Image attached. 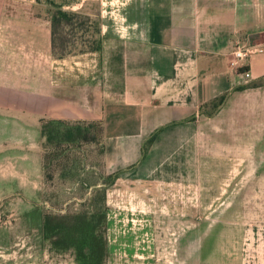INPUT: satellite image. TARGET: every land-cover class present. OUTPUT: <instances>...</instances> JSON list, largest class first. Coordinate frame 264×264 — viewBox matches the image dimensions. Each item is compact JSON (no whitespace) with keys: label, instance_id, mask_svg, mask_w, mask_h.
<instances>
[{"label":"crops","instance_id":"1","mask_svg":"<svg viewBox=\"0 0 264 264\" xmlns=\"http://www.w3.org/2000/svg\"><path fill=\"white\" fill-rule=\"evenodd\" d=\"M95 2L0 0V116L22 134L12 144L33 147L41 119L100 121L104 167L124 175L117 181L127 180L130 188L138 189L173 186L188 197L194 194V182L205 179L209 161L205 148L210 147L205 127L212 124L233 133L214 146L222 151L231 148L235 165L250 166L248 172L240 169L232 178L250 181L241 190L251 198L264 197V188L253 187V182L264 185V52L244 61L243 68L229 64L236 39L264 44V0H121L115 13L99 12L98 60L84 71L67 68L64 58L52 55L47 13L35 10L80 11ZM106 3L100 0L101 8ZM244 69L249 71L247 78ZM244 84L250 87L237 89ZM220 96L222 104L210 114L205 112V106ZM157 130L142 152L144 140ZM166 147L173 149L170 155L161 154ZM161 157L170 159L169 164L162 165ZM140 193L146 194L145 189ZM153 208L184 217L186 238L193 235L194 212L199 210L194 204L174 199ZM254 208L261 211L264 205L237 203L228 209L240 213L234 220L201 222V236L195 237L200 239L198 249L191 248L194 238L186 241L185 258L190 261L186 264H264V251L257 250L264 245V231L258 233L264 220L253 222L249 228L253 235H242V213ZM210 226L233 228V236H228L235 245L233 257L221 248L227 240L225 232L217 235L213 249ZM114 256L113 264L120 256L128 264H161L158 258L145 262L152 258L145 253L137 254L141 262H135L134 254ZM231 258L232 263L227 262Z\"/></svg>","mask_w":264,"mask_h":264},{"label":"rangeland","instance_id":"2","mask_svg":"<svg viewBox=\"0 0 264 264\" xmlns=\"http://www.w3.org/2000/svg\"><path fill=\"white\" fill-rule=\"evenodd\" d=\"M95 1L86 8L87 10H80L91 19L87 24L88 31L84 35L79 31L75 37H68L71 43L66 49H71L72 52L63 57L67 68L76 67L77 70L84 71L89 69L90 63L98 60L99 52H93L95 54L90 56L88 54L91 52L78 51L90 45V42L83 44V39H97L94 24L102 21L100 10L103 9V15L110 10L115 13L121 0H107L108 3L102 5V8L100 0ZM46 10L39 8L35 11L40 14ZM88 11L94 13L90 14ZM72 60H75L76 64L72 63ZM213 110V105L205 106V112H214ZM5 118L0 116V264H81V257L77 255L76 247L71 243L74 239L77 241L84 237L83 233L87 229L82 227V218L91 221V225L96 226L95 233L102 234L106 241L108 252L104 264H113L114 259L111 257H115L114 254L118 256L119 253L134 254L136 261H133H140L137 258L138 252L152 255V258L148 257L145 262H153L154 258H158L161 264H186L190 262L185 258L186 241L194 238L191 248L198 249L200 239L195 237L201 236V222L212 225L224 219L234 220V215L240 213L228 209H232V205L237 203L249 205L252 202L264 205V197L251 198L247 192L241 190L248 186L249 180L232 178L240 169H243V173L248 172L250 166H245L243 162L241 165H235L231 148L222 151L215 147L219 146L216 144L219 139L228 138L233 133H225L212 124L205 127L206 139L210 143V147L205 148V153L209 155V161L205 165V179L195 181L194 194L186 197L185 192L180 189L175 191L173 186H168V190L156 188L155 185L153 190L139 187L146 191V194H141L138 186H128L129 181H117L119 176L124 175L120 171L109 173L104 167L103 128L100 121L79 120L94 123V127L90 128V135H95L94 141L54 148L45 144V137L41 134L42 119L39 120V131L35 129L34 132L33 147L19 142L13 145L14 137L22 136L21 129H15L14 123L6 122ZM64 121L77 122L65 119ZM97 125L101 127L100 132ZM154 133L156 136L158 130L144 140L142 152L143 149L144 153L148 150L153 142L148 139ZM2 134L6 136L4 146ZM250 149L252 152H258L256 148ZM171 151L172 148L166 147L162 149L161 154L170 155ZM158 154L160 149L157 156ZM23 156H27V161ZM160 159L162 165L169 164L170 159ZM124 183L127 186L123 185ZM253 187H259L260 190L264 185L256 186L253 182ZM240 194H243L241 198ZM174 199L181 204L191 203L199 208L194 212L195 224L190 238H186L187 227L185 223H181V218L184 217H174L175 213L160 212L158 208H153L156 204L173 203ZM260 210L254 208L242 213L243 236L253 235L249 230L253 222L264 220V210ZM100 214L102 218L97 222ZM46 215L52 219L55 216L62 219V234L57 240L42 226ZM209 229L215 239L213 249L217 248V235L226 233L227 240L226 243H220L221 248L228 250L230 257H233L235 245L228 237L233 236V228L210 226ZM263 231L264 227L258 233ZM139 240V243H131ZM206 244L208 249L210 241ZM263 248L264 245H260L257 250L264 251ZM84 250L87 253V247ZM128 262L121 256L115 259V264ZM227 262L232 263V258Z\"/></svg>","mask_w":264,"mask_h":264},{"label":"trees","instance_id":"3","mask_svg":"<svg viewBox=\"0 0 264 264\" xmlns=\"http://www.w3.org/2000/svg\"><path fill=\"white\" fill-rule=\"evenodd\" d=\"M51 31V50L52 55L56 58H63L66 53L72 52L71 49H66L67 45L71 43L69 36L75 37L77 32L83 35L88 31V23L91 19L88 15L73 10H63L61 8H49L46 10ZM94 31L97 33V39H83L85 42H90V45L79 50V53L99 52L101 50V30L100 22L94 24ZM81 34V35H82ZM256 84L253 83L252 86ZM250 87L249 84L240 85L237 89H244ZM224 97L220 96L214 101L213 111H215L223 102ZM209 114L212 112H208ZM94 127V123L74 122L69 123L61 119H42L41 120V134L45 137L46 145H51L54 148H59L61 145L75 144L81 142H89L95 140V135H90V128ZM98 127V125H97ZM99 132L101 127L99 126ZM155 133L148 139L153 141ZM144 152V149H143ZM99 215L97 222L102 218ZM62 219L58 216L52 217L46 215L43 219V228L49 233L54 240L60 238L62 234V226L60 221ZM82 227H85L84 237L82 240L74 239L73 244L76 247V253L81 257V264H104L105 255L107 253L106 241L102 234L95 233L96 226L91 225L92 222L87 218H82ZM87 247V253L85 248Z\"/></svg>","mask_w":264,"mask_h":264},{"label":"built area","instance_id":"4","mask_svg":"<svg viewBox=\"0 0 264 264\" xmlns=\"http://www.w3.org/2000/svg\"><path fill=\"white\" fill-rule=\"evenodd\" d=\"M264 52V44L252 43L249 40L236 39L233 42V49L230 53L229 64L235 68H243V62L256 55ZM242 74L247 78L249 77V71L244 69L241 71Z\"/></svg>","mask_w":264,"mask_h":264}]
</instances>
